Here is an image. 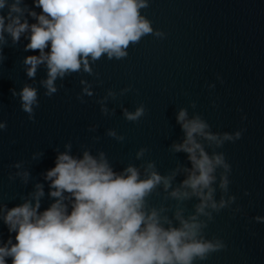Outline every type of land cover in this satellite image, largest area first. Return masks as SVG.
Instances as JSON below:
<instances>
[{
    "label": "water",
    "instance_id": "1",
    "mask_svg": "<svg viewBox=\"0 0 264 264\" xmlns=\"http://www.w3.org/2000/svg\"><path fill=\"white\" fill-rule=\"evenodd\" d=\"M148 3L141 14L151 22L152 35L131 45L123 60L105 57L97 61L92 68L98 75L81 72L57 80L58 91L51 97L45 96L40 85L46 78L43 65L35 80L26 76L24 58L38 54L24 50L28 33L15 45L5 33L7 46L0 60V123L7 127L0 130V203L9 208L22 203L20 196L27 197L40 182L45 190L41 210L48 207L53 200L47 195L43 174L54 166L56 150L65 151L69 142L77 156L82 155L83 147L93 154L104 151L117 171L128 163H142L135 160V153L147 147L145 161H155L158 170L166 174L177 159L187 163L183 153L174 156L168 151L183 135L176 114L184 107L190 116L194 112L201 115L213 132L242 131L239 140L215 149L223 152L231 165L229 191L223 194L217 189L215 198L219 202L221 195L225 199L235 196L236 200L214 213L205 238L222 241L224 248L196 264H264V0ZM24 5L32 8V0H23ZM7 11L5 8L4 14ZM24 18L35 23L27 14ZM81 80L92 86L93 95H83ZM25 84L38 89L34 120L21 109L18 93ZM109 91L114 97L108 96ZM102 104L107 115L101 112ZM140 104L146 115L137 122L125 120L122 109L132 112ZM93 127L95 130L89 131ZM109 129L123 135L124 142L108 137ZM38 153L43 156L33 159ZM17 163L19 169L14 167ZM25 170L31 173L27 185L17 176ZM10 175L15 179L10 181ZM150 202L159 206L162 193L154 194ZM194 203L186 205L189 212ZM9 235L0 221V238L7 240Z\"/></svg>",
    "mask_w": 264,
    "mask_h": 264
},
{
    "label": "clouds",
    "instance_id": "2",
    "mask_svg": "<svg viewBox=\"0 0 264 264\" xmlns=\"http://www.w3.org/2000/svg\"><path fill=\"white\" fill-rule=\"evenodd\" d=\"M22 4L23 0L11 4L0 0V60L7 46L5 33L14 45L28 33L24 50L38 54L24 58L26 76L35 80L43 65L46 78L40 85L48 97L58 91L57 80L81 72L94 75L92 65L97 61L123 60L131 45L153 34L151 22L141 14L149 7L148 0H32V8ZM25 14L35 23L22 20ZM81 84L83 95H93L87 81ZM12 95L17 92L12 90ZM18 95L22 111L34 120L38 89L25 84ZM108 96L114 93L109 91ZM190 107L194 109L195 102ZM122 111L130 122L146 115L143 104L135 111ZM101 112L108 114L103 104ZM176 123L183 135L168 151L174 156L183 153L187 163L177 159L166 174L155 161H145L147 147L135 153V160L142 163H128L120 171L104 151L93 154L83 147L77 156L72 154L71 142L65 144V151L57 149L54 166L43 174L47 195L53 200L48 207L41 210L45 190L40 182L27 197L20 196L22 203L11 208L0 203V221L10 234L7 240L0 238V264L9 260L11 264H196L222 250L223 242L206 239L205 229L214 213L235 203L236 197L221 195L219 202L215 198L217 189L228 193L231 183V165L215 149L239 140L242 131L213 132L201 115L190 116L184 107L179 108ZM6 127L0 123V130ZM106 134L121 143L125 140L114 129ZM94 140L98 142L99 137ZM41 156L38 153L33 159ZM14 167L19 169L21 164ZM17 176L25 185L31 180L27 170ZM14 179L9 176L10 181ZM161 193L162 202L154 206L151 198ZM193 200L196 203L189 212L186 205Z\"/></svg>",
    "mask_w": 264,
    "mask_h": 264
}]
</instances>
